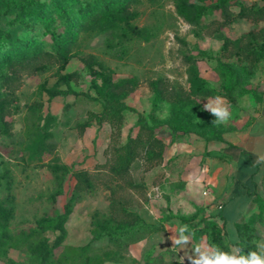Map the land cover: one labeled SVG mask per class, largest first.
Returning a JSON list of instances; mask_svg holds the SVG:
<instances>
[{"label":"trees","instance_id":"trees-1","mask_svg":"<svg viewBox=\"0 0 264 264\" xmlns=\"http://www.w3.org/2000/svg\"><path fill=\"white\" fill-rule=\"evenodd\" d=\"M141 0H0V136L13 135L12 116L21 106L17 88L22 73H38L57 65L58 83L65 88L41 85L50 99L59 95L82 94L101 103V111L92 113L79 124L83 132L92 124L108 121L112 127V140L108 148L107 169L104 173H93L88 169L72 167L58 156L45 163L54 177V188L48 199L56 204L65 192V181L73 177L75 183L61 209L36 219V226L30 230L15 231L12 221L16 217L17 196L14 192L12 169L0 153V184L7 190L0 198V260L7 264H20L10 254L12 249L25 251L35 264H81L91 260L89 254L94 242L107 239L119 247L127 246L139 238L164 231L165 226L147 221L129 206L122 190L132 188L143 190V182L132 176L136 160L143 159L147 169L165 160L168 143L159 135V130L169 125L175 133L181 130L177 117H186L192 112L205 111L202 102L217 95L235 103L248 91L245 81L252 78L264 61V3H246L244 0H175L177 13L194 27V33L201 36L205 30L220 34L222 45L218 55L198 44L191 45L185 38H178L183 49V60L187 65L189 87L174 84L169 78L160 76L149 80L153 91L152 108L149 115L138 112L127 104L126 99L138 88L139 80L134 77L117 79L114 72L94 53H85L78 46L83 32L90 28L111 24L119 28L120 42L126 43L144 37L148 28L137 23L139 12L134 8ZM155 2L156 0H148ZM4 6L2 9L1 6ZM238 7V10L234 8ZM219 17L210 19L212 15ZM246 19L253 27L237 38L222 34V28ZM197 51V52H194ZM73 58L80 59L92 76L88 91H77L71 82L78 81L79 70L64 71ZM216 60L215 70L220 76V84L215 85L200 72L199 61ZM94 90L95 94H91ZM44 103L29 104L28 109L35 119V125L28 132L26 145L27 160L42 162L44 155L52 152L55 144L50 126L56 115L43 112ZM128 110L138 112L135 134L129 133L123 143H119L122 126ZM167 110L170 119L162 120L158 112ZM205 141L224 140L223 131L210 122L200 133ZM207 153H209L207 151ZM2 167V168H1ZM99 182L110 190L107 213L93 212L92 238L78 246H65L68 236L67 222L75 205L99 187ZM259 203H262L258 199ZM204 225L197 233L207 234L209 242L228 251L224 242L223 228L216 222L202 217ZM251 229L242 226L239 245L244 251L255 250ZM53 234V238L51 237ZM62 248L61 252H57Z\"/></svg>","mask_w":264,"mask_h":264},{"label":"rangeland","instance_id":"rangeland-1","mask_svg":"<svg viewBox=\"0 0 264 264\" xmlns=\"http://www.w3.org/2000/svg\"><path fill=\"white\" fill-rule=\"evenodd\" d=\"M28 3L34 0H23ZM246 3L264 0H244ZM4 9V6H1ZM138 10L137 23L148 28L144 37L121 43L119 28L111 24L104 27L90 28L82 33L77 48L85 53L96 54L103 63L110 67L117 79L134 77L139 80V88L126 99L127 104L138 112L149 115L152 108L153 91L148 85L152 78L164 76L174 84L189 87L187 65L183 60V47L178 38H185L193 46L218 55L222 45L220 34L209 33L205 30L201 36L194 33V27L185 21L175 7V0H156L149 2L141 0L135 3ZM238 10V7L234 8ZM219 17L218 13L210 19ZM253 27L246 19H241L230 26L222 28V34L233 38L241 36ZM197 52V51H194ZM216 60L202 59L199 61L201 75L215 85L220 84V76L215 70ZM79 70L82 77L72 81V87L77 91L90 89L92 76L87 72L83 62L73 58L64 71ZM65 88L64 83H58L57 65L38 73L24 71L20 85L17 88L20 110L12 116L13 135L0 136V153L6 164L12 169L14 176V192L17 196L16 217L12 221L15 231L30 230L36 226V219L45 213H51L55 208L61 209L75 183L73 177L65 181V192L53 204L48 195L54 188V177L46 162L58 156L73 170L85 168L93 173H104L107 169L110 154L108 148L112 140V127L108 121L99 123L96 119L83 132L79 124L87 120L92 113L101 111V103L82 94L59 95L53 99L42 91L41 85ZM248 91L238 98L235 103L229 102L233 117L227 125H220L223 133L232 132V120L238 117L242 102L247 96H255L261 100L264 92V61L252 78L245 81ZM91 94H95L94 90ZM40 101L44 103L43 112L56 115L50 129L53 132L52 141L55 148L44 155L42 162L28 161L26 145L29 141L28 132L35 125L28 106ZM207 103V99L202 102ZM138 112L128 110L122 126L119 143L126 141L129 133L135 134L138 127L136 121ZM162 120L170 119L167 110L158 112ZM213 115L202 112H192L186 117H177L181 130L175 133L168 124L159 130L168 143L165 160L151 169H147L143 159H138L132 167V176L137 182H143L144 189L128 188L121 193L126 197L131 209L140 213L147 221L163 224L164 231L145 235L127 246L119 247L100 239L93 243L90 250L91 260L83 264H167L176 261V250L172 248L169 237L172 229L187 224L192 230H197V220L204 215L199 207L203 201L198 200L202 195L209 196L208 186L194 185L193 175L203 171L206 163L205 140L201 136L214 122ZM264 150V143L259 145ZM241 174L248 170V163L233 164ZM2 168V167H1ZM263 172L261 168L260 173ZM244 176V175H243ZM7 193L0 184V198ZM207 193V195H205ZM110 190L99 182V187L83 197L75 207L68 222V236L65 246L83 245L92 238V218L95 210L107 213ZM53 238V234H51ZM60 248L57 252H61ZM11 256L20 264H35L33 259L23 250L12 249ZM0 264H7L0 260ZM74 264H81L80 262Z\"/></svg>","mask_w":264,"mask_h":264},{"label":"crops","instance_id":"crops-1","mask_svg":"<svg viewBox=\"0 0 264 264\" xmlns=\"http://www.w3.org/2000/svg\"><path fill=\"white\" fill-rule=\"evenodd\" d=\"M242 104L238 117L232 120L233 131L224 133V140L205 141V167L193 175L200 181L198 185L208 186L209 191L207 198L198 196L199 201L205 202L199 204L204 215L197 220V228L204 225L202 217L216 222L223 228L224 242L228 246L236 242L233 236L238 238V242L242 239V226L250 227L253 242L264 233V165L253 166L256 154H264V150L259 149V145L264 143V92L261 100L249 95ZM242 162L248 163L244 176L242 169L237 167L234 171L233 167V164ZM198 231L194 230L193 239L186 249L176 251V259L185 257L184 264H191L185 252L192 255V249L198 244H211L209 236Z\"/></svg>","mask_w":264,"mask_h":264},{"label":"clouds","instance_id":"clouds-1","mask_svg":"<svg viewBox=\"0 0 264 264\" xmlns=\"http://www.w3.org/2000/svg\"><path fill=\"white\" fill-rule=\"evenodd\" d=\"M204 110L210 112L215 120L214 125H227L233 117L231 106L225 97H209L204 104ZM264 165V154H256L253 166ZM199 180L190 181L189 187L198 185ZM207 195V193H205ZM172 229L173 235L169 237L172 241V248L177 252L186 249L191 243L194 230L189 225L184 224ZM234 231V230H233ZM235 243L230 244L229 250L225 251L215 244L200 243L192 249L193 254L185 252V256L191 264H264V233L260 234V239L254 241L256 250L244 252V248L239 245L238 238L233 236ZM185 257H178V264H184Z\"/></svg>","mask_w":264,"mask_h":264}]
</instances>
